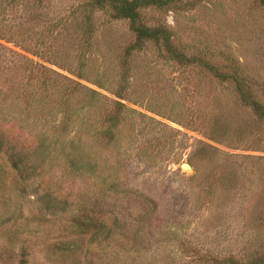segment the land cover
Returning <instances> with one entry per match:
<instances>
[{
	"label": "rangeland",
	"instance_id": "obj_1",
	"mask_svg": "<svg viewBox=\"0 0 264 264\" xmlns=\"http://www.w3.org/2000/svg\"><path fill=\"white\" fill-rule=\"evenodd\" d=\"M87 1L0 0V138L22 158L16 169L0 151V264H251L264 254V122L232 85L152 44L127 59L121 91L134 36L93 10L84 50ZM169 7L141 22L264 104V6Z\"/></svg>",
	"mask_w": 264,
	"mask_h": 264
},
{
	"label": "trees",
	"instance_id": "obj_2",
	"mask_svg": "<svg viewBox=\"0 0 264 264\" xmlns=\"http://www.w3.org/2000/svg\"><path fill=\"white\" fill-rule=\"evenodd\" d=\"M181 0H89L85 3L84 13L82 20V48L88 50L93 36L95 34V28L93 26L92 13L93 10L104 12L110 20L113 21H127L129 24V30L134 36V40L126 45L124 52L120 58L121 65L123 67V73L120 79V90L122 91L128 83V71L129 61L127 60L134 52H137L144 48L146 45L152 44L159 48L161 55L170 61H174L179 65H191L199 64L205 69L209 70V73L214 79L218 80L221 84L232 85L233 92L236 94L240 104L248 108L251 113L260 121L264 122V104L257 100L255 94L248 87L246 82L239 73H221L213 65H209L202 58L195 56H188L184 52L178 50L172 42V34L170 30L163 26L149 27L144 25L140 19V11L144 8L154 7L157 9L170 8ZM261 5L264 6V0H258ZM80 64H78L77 77L79 79L84 78L85 72V60L79 58ZM95 84L102 88V84L94 81ZM93 94H97L96 91H91ZM115 96L121 99L123 96L120 93L115 92ZM120 108L122 104L115 102ZM119 118L117 117V120ZM113 120H116L115 118ZM114 122V121H113ZM114 125V124H113ZM117 124H115L116 126ZM213 138V137H211ZM0 151H6L9 154V160L14 168L18 169L19 164L22 162V158L11 152L10 149L4 147V141L0 138ZM16 156V158H15ZM82 161V159H80ZM78 160V161H80ZM76 162L77 160L74 159ZM76 162V165L78 163ZM83 163V162H82ZM81 163V164H82ZM221 264H241L238 260L232 258H226L221 260ZM250 264V261L249 263ZM251 264H264V254L260 255L256 259H252Z\"/></svg>",
	"mask_w": 264,
	"mask_h": 264
},
{
	"label": "water",
	"instance_id": "obj_3",
	"mask_svg": "<svg viewBox=\"0 0 264 264\" xmlns=\"http://www.w3.org/2000/svg\"><path fill=\"white\" fill-rule=\"evenodd\" d=\"M181 168H182V169H191L190 165L187 164V163H182V164H181Z\"/></svg>",
	"mask_w": 264,
	"mask_h": 264
}]
</instances>
